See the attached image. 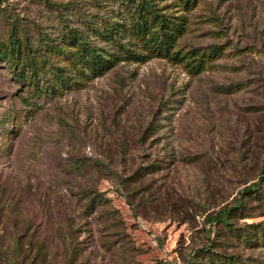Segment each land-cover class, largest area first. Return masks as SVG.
Returning a JSON list of instances; mask_svg holds the SVG:
<instances>
[{"label": "rangeland", "instance_id": "rangeland-1", "mask_svg": "<svg viewBox=\"0 0 264 264\" xmlns=\"http://www.w3.org/2000/svg\"><path fill=\"white\" fill-rule=\"evenodd\" d=\"M91 1L0 0L9 8L0 14V37L10 30V16L29 31H53L65 17L72 24L71 5ZM185 14L179 47L223 44L230 52L214 70L192 76L158 58L121 64L84 89L38 99L30 119L26 93L0 61V119L11 110L19 116L8 145L0 131V202L17 217L5 214L0 228L31 226L35 240L49 245L51 264H185L189 253L212 245L264 264L263 249L243 248L226 227L208 221L242 196L229 221L236 227L264 221V203L239 193L264 170V0H202ZM228 85L238 86L230 92ZM146 127L151 135L137 141ZM94 159L116 175L103 169L100 176ZM150 164L153 173L125 179ZM95 190L108 202L77 219L84 192ZM70 223L76 232L68 238Z\"/></svg>", "mask_w": 264, "mask_h": 264}, {"label": "trees", "instance_id": "trees-1", "mask_svg": "<svg viewBox=\"0 0 264 264\" xmlns=\"http://www.w3.org/2000/svg\"><path fill=\"white\" fill-rule=\"evenodd\" d=\"M201 1L92 0L91 4L71 5L73 11L71 16L74 18L72 24H68L70 18L65 17L60 24L55 25L53 31L43 28L36 32L29 31L20 21L10 16L8 19L10 30L7 36L0 37V61L6 65L15 82L20 84V91L26 93L23 97L19 94L22 101L29 106L26 117L33 118L35 113L32 111L40 109L38 99L51 101L66 92L84 89L91 81L121 64H142L158 58L172 65L182 66L192 76L214 70L217 65L216 59L230 55V52H225L227 48L225 45L213 44L207 48L187 50L178 46L179 39L188 29L185 12L194 9ZM1 4L2 2L0 14L4 17L9 8ZM61 6L63 9L67 7L65 4ZM241 53V50H236L233 55ZM237 86L228 85L224 89L233 92ZM18 120L17 111L12 110L0 119L2 141L6 145L13 139L12 135H17L19 131V126H16ZM12 121L14 122L12 132L4 130ZM147 128L140 130L137 141H144L149 134L151 135V130ZM123 151V146L119 144L117 153L122 154ZM93 161L100 176H103V169L116 175L114 170L108 169V163L105 164L100 159ZM72 167L80 171L83 165L75 161ZM152 167V164L137 166L125 179L136 181L153 173L155 170ZM263 171L256 181L246 185L239 193L249 194V197L264 203V195H258ZM83 197L86 203L83 204V210L77 219H83L87 213L94 212L98 205L108 202L109 199L96 190L84 192ZM244 197H237L233 204L209 214V224L226 227L228 235L245 249L264 250V221L244 224L243 227H236L229 221L236 218L233 216L236 214L234 211L240 210L239 208L244 205ZM20 201L21 198L16 203ZM13 208L7 210L0 202V218L8 214L17 219L12 214ZM69 220L73 221L72 218ZM30 227L27 225L18 230L17 226H13L7 231L0 228V264H51L53 253L51 249L49 250V245L36 241V232ZM67 227L68 238L73 237L76 232L73 224L70 223ZM219 232L218 228L217 234ZM224 237H227V234H224ZM67 252L69 253L68 250ZM74 252L73 250L71 253L74 255ZM252 255L241 257L240 254H227L218 250L215 245L202 246L189 253L184 263L261 264L260 259Z\"/></svg>", "mask_w": 264, "mask_h": 264}]
</instances>
